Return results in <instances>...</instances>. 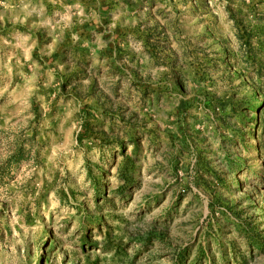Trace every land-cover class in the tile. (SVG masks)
Returning <instances> with one entry per match:
<instances>
[{
    "label": "rangeland",
    "instance_id": "obj_1",
    "mask_svg": "<svg viewBox=\"0 0 264 264\" xmlns=\"http://www.w3.org/2000/svg\"><path fill=\"white\" fill-rule=\"evenodd\" d=\"M0 264H264V0H0Z\"/></svg>",
    "mask_w": 264,
    "mask_h": 264
},
{
    "label": "trees",
    "instance_id": "obj_2",
    "mask_svg": "<svg viewBox=\"0 0 264 264\" xmlns=\"http://www.w3.org/2000/svg\"><path fill=\"white\" fill-rule=\"evenodd\" d=\"M261 105V104H260ZM261 107V106H260ZM250 108L254 111H257V109L255 108V106L253 104L250 105Z\"/></svg>",
    "mask_w": 264,
    "mask_h": 264
}]
</instances>
